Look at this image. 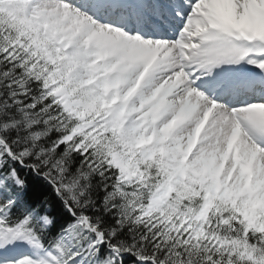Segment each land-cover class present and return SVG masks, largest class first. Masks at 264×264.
<instances>
[{"label":"snow or ice","instance_id":"snow-or-ice-1","mask_svg":"<svg viewBox=\"0 0 264 264\" xmlns=\"http://www.w3.org/2000/svg\"><path fill=\"white\" fill-rule=\"evenodd\" d=\"M0 264H264V0H0Z\"/></svg>","mask_w":264,"mask_h":264}]
</instances>
